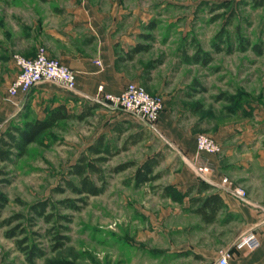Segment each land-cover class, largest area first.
<instances>
[{
	"label": "rangeland",
	"instance_id": "374dc122",
	"mask_svg": "<svg viewBox=\"0 0 264 264\" xmlns=\"http://www.w3.org/2000/svg\"><path fill=\"white\" fill-rule=\"evenodd\" d=\"M36 3V0H0V19L6 21L9 8L15 10V17L26 19L31 8H41ZM87 3L94 6L100 21L112 27L116 58L123 57L137 43L146 46L132 59L121 61L124 72L148 92L164 96V107L171 121L183 133L212 128L229 113L238 114L247 102L264 99V46L260 54L252 49L253 45H264V0H87ZM214 45L221 49L215 52ZM195 46L210 53L211 60L206 65L181 62V55L192 53ZM227 47L230 51H226ZM224 96H230V101ZM64 104L68 111L76 113L86 104L96 106L83 119L59 120L43 132L40 144L30 142L25 153L13 163L0 162V194L6 201L0 208V221L17 212L22 215L0 226L3 250L0 263L29 264L14 243L25 236V243L33 242L46 251L33 264H56L62 259L81 264H174L169 262L168 249L180 240L183 230L166 231V225L195 223L196 214L188 209L192 208L190 201L185 210L180 207L184 196L177 200L170 198L177 206L173 207L162 194L170 170L166 161L175 160L166 137L156 126L103 100L76 98ZM101 135L110 152L104 153L105 160L96 161L101 178L91 174V179L96 184L104 183L102 192L89 195L86 204L75 210L59 204L61 199L78 196L64 185L65 179L76 181L75 176L69 175L68 167L82 155L97 157L87 146ZM154 155L158 159L154 171L159 177L136 186L135 167ZM129 162L132 165L117 172L112 170ZM43 200L48 201L44 213L54 214L47 221L30 211L32 204ZM61 215L69 219L65 221ZM220 215L210 226L207 224L198 231L204 230L214 237L219 231L223 236L232 233L236 223H220L225 214ZM18 222L24 232L15 238L6 237L5 229ZM61 233L66 235L64 244L50 250L54 234ZM6 251L14 253L4 257Z\"/></svg>",
	"mask_w": 264,
	"mask_h": 264
},
{
	"label": "crops",
	"instance_id": "0c3cea01",
	"mask_svg": "<svg viewBox=\"0 0 264 264\" xmlns=\"http://www.w3.org/2000/svg\"><path fill=\"white\" fill-rule=\"evenodd\" d=\"M36 2L41 8H31L26 19L15 17V10L10 8L6 10L9 15L6 21L0 19V132L13 123L42 118L47 105L53 107L71 99L93 98L100 85L102 91L115 93L129 82L130 76L122 66L126 60H116L113 51L112 27L100 21L93 5L87 0ZM40 45L49 56L56 57L74 71L75 87L68 92L57 83L41 80L26 94L9 96L6 89L18 71L13 55L32 56ZM162 99L163 109L155 126L166 137V143L173 150L172 156H175V160L166 161V167H170L166 184L184 192L199 179L204 180L211 187L201 194L214 191L222 197L223 207L217 218L221 213L225 215L220 223H236L232 233L223 236L219 231L216 237L207 235L204 230L198 231L213 222L206 224L197 214L195 223H168L166 231L183 230L180 240L168 249L169 262L210 264L218 257L219 250L228 248L231 254L227 264H264V99L261 103L247 102L238 114L229 113L217 125L200 131L218 143L219 152L215 154L195 150V133L185 134L171 121L164 107V96ZM197 165L204 169L201 177L195 170ZM222 176L229 179L230 186H241L245 196L233 194L227 184L221 183ZM167 202L177 207L169 196ZM179 204L185 210L189 196H184ZM251 229L259 238V245L252 250H233L231 246L237 236ZM2 251L0 248V254ZM8 253L14 251H6L4 257Z\"/></svg>",
	"mask_w": 264,
	"mask_h": 264
},
{
	"label": "trees",
	"instance_id": "16d2710c",
	"mask_svg": "<svg viewBox=\"0 0 264 264\" xmlns=\"http://www.w3.org/2000/svg\"><path fill=\"white\" fill-rule=\"evenodd\" d=\"M44 1V0H41ZM153 25H150L152 28ZM149 36V35H144ZM216 36L219 38L220 33L217 32ZM264 45H253L252 49L255 53L260 54L261 48ZM144 44H135L129 48L123 57H118L116 60L124 61L132 59L133 56L143 51L145 49ZM215 52L220 50L218 45H214ZM226 51H230V48H226ZM182 63H199L206 65L211 60V55L208 51L200 49L195 46V50L188 54L184 52L181 55ZM223 95V94H222ZM224 98L230 101V96H224ZM232 99V98H231ZM96 105L86 104L81 112L76 113L74 111H68L63 102L57 103V105L50 107L46 110L45 115L42 118H32L24 120L20 123H13L7 127L6 130L0 132V162L13 163L14 160L23 155L26 151V147L30 142H35L40 144V137L43 132L49 128L54 127L59 120L64 119H83L86 115L90 114L91 108ZM96 141L89 144L87 148L97 157L87 158L85 155L80 156L73 164L68 167V173L71 176L76 177V181L71 179H65L64 185L72 192L75 193L76 197L73 199L64 198L59 201L63 206L71 208L73 210L79 208L86 204L87 197L89 195H96L102 192L104 183L96 184L91 179V174L96 177L101 178V169L96 165V161H102L106 159L104 153H109V144L103 139V136H98ZM133 163V162H132ZM132 163H120L113 167V171L124 169L125 167L132 165ZM158 164L157 155L149 156L144 161L139 163L135 168L133 182L136 186L147 183V181L153 180L159 177V173L154 171L155 166ZM101 180V179H100ZM102 181V180H101ZM210 184L204 182V180L199 179L197 184H192L187 187L184 192L176 189L173 185L166 184L162 186V194L164 196H169L172 200H177L183 196L188 195L190 205L192 206V212L197 214L200 220L204 223L213 222L216 220L219 212L223 207L222 197L217 192H207L206 194H201L207 188H210ZM194 190V194L190 196V192ZM5 197L0 194V208L5 203ZM80 204H79V203ZM48 204L47 200L38 201L31 205L30 211L34 212L35 215L41 216L44 221L50 220L54 214L52 212H45V207ZM22 217L20 213H16L12 218H4L0 221V226L8 225L13 220ZM61 218L67 221L69 218L67 215H61ZM24 230L21 226V222L5 229L4 235L6 237H16L18 233H23ZM66 235L64 234H54L50 250H56L61 248L64 244V239ZM27 238L24 236L22 238L15 239L14 243L17 248L22 252L23 259L29 264L35 262V258L41 257L45 254V249L35 243H25ZM56 264H81L79 262H74L69 259L59 260Z\"/></svg>",
	"mask_w": 264,
	"mask_h": 264
},
{
	"label": "built area",
	"instance_id": "2783aa9c",
	"mask_svg": "<svg viewBox=\"0 0 264 264\" xmlns=\"http://www.w3.org/2000/svg\"><path fill=\"white\" fill-rule=\"evenodd\" d=\"M32 56H23L20 54L13 55V61L18 69L16 75L10 81L6 92L9 96L17 93L26 94L34 85L41 80L54 82L62 88L71 91L75 87L74 71L61 63L56 57H51L46 53L45 48L40 45L36 47ZM99 64V61H94ZM98 93L93 97L96 101L103 100L112 106H119L129 114L137 117L144 123L155 127V122L163 109V99L159 94H152L135 81L129 80L124 87L115 93L102 91V86H98ZM195 150L198 152L218 153L219 145L207 133L197 132L194 134ZM196 172L199 177L203 174V167L196 166ZM222 184H227L233 194L244 197V189L239 186H230V181L225 176L221 178ZM259 245V238L256 233L246 230L237 236L232 243L231 248L237 250H252ZM218 257L210 264H227L230 256L228 248L218 251Z\"/></svg>",
	"mask_w": 264,
	"mask_h": 264
}]
</instances>
